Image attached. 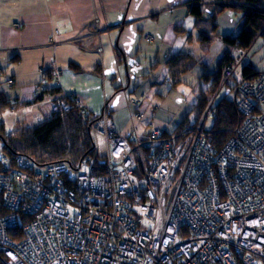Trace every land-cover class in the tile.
<instances>
[{
	"label": "built area",
	"instance_id": "obj_1",
	"mask_svg": "<svg viewBox=\"0 0 264 264\" xmlns=\"http://www.w3.org/2000/svg\"><path fill=\"white\" fill-rule=\"evenodd\" d=\"M92 23L96 27L87 32L52 38L51 44L99 38L97 15ZM239 44L226 53L222 77L233 78L230 63L245 59ZM96 50L102 54L100 42ZM231 91L237 122L220 147L204 123L152 126L130 139L106 104L92 127L93 154L76 166H41L25 155L0 154L2 259L7 264H264V70L252 77L240 74ZM211 108L206 119L214 114ZM132 116L144 112L138 107ZM142 149L148 162L137 174Z\"/></svg>",
	"mask_w": 264,
	"mask_h": 264
},
{
	"label": "crops",
	"instance_id": "obj_2",
	"mask_svg": "<svg viewBox=\"0 0 264 264\" xmlns=\"http://www.w3.org/2000/svg\"><path fill=\"white\" fill-rule=\"evenodd\" d=\"M190 1L0 0L2 88L19 101L32 100L42 79L41 68H51L52 74L54 70L57 74L48 84H56L57 79L62 91L76 94L90 110L100 112L108 99L109 111L122 135L136 139L152 126L173 129L205 90V94L209 87L211 93L218 90V64L224 57L218 42L230 41L228 36L240 40L253 29L240 27L239 12L237 21L232 20V9L217 17L215 28L205 26L192 14ZM96 15L102 29V54L96 50L99 41L95 37L87 42L91 47L83 49L78 44L86 45L85 40L51 44L52 38L67 39L96 27L92 23ZM55 28L59 31L53 35ZM203 29L211 37L201 42ZM147 35L152 38L147 39ZM181 53L191 54L198 62L172 87L166 80L165 61ZM199 81L209 87L195 90ZM140 89V96L132 95ZM185 91L194 98L192 102L187 101ZM131 97L141 101L143 117L132 116L138 107ZM52 108L46 97L8 112L6 124L11 128L15 123L32 124ZM130 124L132 129L125 135Z\"/></svg>",
	"mask_w": 264,
	"mask_h": 264
},
{
	"label": "trees",
	"instance_id": "obj_3",
	"mask_svg": "<svg viewBox=\"0 0 264 264\" xmlns=\"http://www.w3.org/2000/svg\"><path fill=\"white\" fill-rule=\"evenodd\" d=\"M235 4H241L249 9L264 8V0H191L192 6L190 9L192 14L196 15L203 25L215 28L217 17L227 9H232ZM210 37L207 29H203L201 34H199L201 42L207 41ZM257 37L262 38L264 45V26L258 34H250L249 32L244 38L240 39L239 49L247 55L248 49ZM80 40L84 41V39H79L77 42ZM98 41L102 47L100 37ZM85 44L78 45L82 49L91 47L87 46L88 43L85 42ZM197 62L198 60L188 53L170 56L165 61L166 80L169 81L172 87H176L181 81V76ZM40 71L42 72V79L36 86L34 98L27 101H19L15 97L8 95L2 88L4 80L0 77V154L7 155L10 159L25 155L41 166L56 162H65L71 166H76L93 154L94 139L92 127L103 115L104 108L100 112L90 110L76 94L62 91L57 79L56 84H48L53 75L51 68L44 69L42 67ZM259 71L251 63L245 62L242 65L240 74L245 77H252ZM53 76L56 77V75ZM234 77L236 79L238 76ZM9 81L11 80L7 79V82ZM232 82V80H228L224 83L225 87L229 86L230 91ZM38 86H41L42 89L38 90ZM220 89L218 87L216 95H218ZM205 93L206 90L200 95L198 102L194 105L199 110H201L199 104ZM46 97L51 100L52 105L55 101L60 102L59 106L56 107L54 105L52 111L44 113L40 120L32 124L17 125L15 123L12 128L6 124L5 115L8 112L15 111L24 105L35 104ZM76 99L79 100V103L75 101ZM132 99L138 100L136 97H131L130 101ZM212 108L214 109V114L209 117L212 119V124L209 128L214 132L213 138L217 141L218 147H220L227 141L231 130L237 122V112L232 96L228 97L226 94L215 100ZM109 110L110 108L107 107L106 111ZM181 122L188 123V116H185ZM141 152L146 156L143 159H141ZM137 155L139 158L136 159L135 172L140 174L143 164L148 162L147 150L142 149L137 152ZM13 162L16 161L14 160ZM0 264H7L2 259L1 254Z\"/></svg>",
	"mask_w": 264,
	"mask_h": 264
},
{
	"label": "rangeland",
	"instance_id": "obj_4",
	"mask_svg": "<svg viewBox=\"0 0 264 264\" xmlns=\"http://www.w3.org/2000/svg\"><path fill=\"white\" fill-rule=\"evenodd\" d=\"M189 3H191V1ZM232 11L234 12L233 17L235 19L232 17L233 18L232 20H234V21H237V18H238L237 17L238 16L237 14L241 13V15H240L241 18L238 20L241 23L240 27H242V26L245 27V25H246V26H249V27L253 28L250 31V34H258L259 31L263 28V26H264V8L263 9H249L247 7H244L241 4H235L232 7ZM226 19H228V18L226 17ZM242 20L244 21V23H242L243 22ZM259 21H261V23L263 22V24H259L258 25V22ZM148 37H149V35H147V39H148ZM224 37L226 38V36H224ZM228 37H229V40L230 41H226L225 40L223 42L224 47H222L223 50L221 49V51H222L221 52V58H222V56H224V57L222 58V60L220 59L221 60V65H220V62L218 64V68L219 69H218V76H217L216 83H217V87H218V85L220 86L221 92H219L218 95L215 94L213 96V95H211V87H209V84H207L204 81H199L198 84L195 87V90H198L199 88H206L208 86L209 87V90L207 89L208 90L207 91V94H205L204 95L205 97L204 98L202 97L201 100L205 101L206 99H208L210 103L208 104V101H207V103L205 104V111L204 112H201L198 108L194 107L191 110V112H189V114H188V118H189L188 120H189L190 123H195V124L204 123V125L206 127H210L211 124H212V119L211 118L206 119L208 116H205V114L207 113L208 107L210 105L213 106V103L215 102V100L219 99L220 97L224 96L225 94L228 97H231L232 96V93L229 90V86H226L225 87L224 86V83H226V81H228V80L229 81L232 80L234 82L235 77L234 78H230L229 76H223L222 77V75H223V73H224L225 70L223 72H221V70H222V65H224L223 64L224 63L223 62L224 59L227 60V58H229L228 54H226V53L229 52L230 50L232 51V50H235L237 48L234 44H235V41H238V40H235V38L233 36H228ZM151 38H149V39H151ZM221 38H223V35H222ZM97 47L98 46L96 45V48ZM245 62L251 63V65H253L256 69H258L260 71L261 70H264V45H263L262 38H260V37H257L256 38V40L254 41V43L252 44V46L248 49V52H247V55H246V58L245 59H242L241 62H239L238 64L233 63V65H231V63H230L229 66H232V70L234 71V75L235 76H239L240 75V70L242 68L243 63H245ZM222 81H223V83H222ZM2 84H4V83H2ZM134 92L132 93V95H135V94L137 96H140L141 95V89L140 90H136ZM185 92L186 93H184V96L187 98V101H191L192 102V100L194 98L191 96V94L188 91H185ZM203 101H202V103H203ZM108 102H109V100L106 99L104 101V105L108 104ZM195 103H196V100H195ZM140 105H141V101L136 106L141 109ZM199 106H201V104H199ZM210 110H211V112L214 111L213 108H211ZM182 124H184V123H182V122L181 123H178L177 124V127H178V125L180 127V125H182ZM131 129H132V126L130 124V126L127 127V130H126V132L124 134L125 135H128V132L131 131Z\"/></svg>",
	"mask_w": 264,
	"mask_h": 264
},
{
	"label": "clouds",
	"instance_id": "obj_5",
	"mask_svg": "<svg viewBox=\"0 0 264 264\" xmlns=\"http://www.w3.org/2000/svg\"><path fill=\"white\" fill-rule=\"evenodd\" d=\"M223 47V43L222 42H218V50L219 48H222Z\"/></svg>",
	"mask_w": 264,
	"mask_h": 264
},
{
	"label": "snow or ice",
	"instance_id": "obj_6",
	"mask_svg": "<svg viewBox=\"0 0 264 264\" xmlns=\"http://www.w3.org/2000/svg\"><path fill=\"white\" fill-rule=\"evenodd\" d=\"M191 25V20H189V26Z\"/></svg>",
	"mask_w": 264,
	"mask_h": 264
}]
</instances>
